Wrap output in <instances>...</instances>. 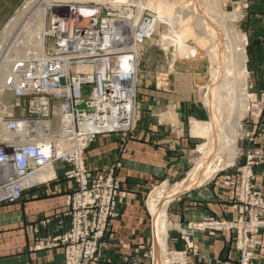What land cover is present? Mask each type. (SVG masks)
Instances as JSON below:
<instances>
[{
  "label": "rangeland",
  "instance_id": "1",
  "mask_svg": "<svg viewBox=\"0 0 264 264\" xmlns=\"http://www.w3.org/2000/svg\"><path fill=\"white\" fill-rule=\"evenodd\" d=\"M176 1L177 0H155L152 2L155 9H152L151 6L153 5L148 1L146 7L141 10L139 5L133 3H123V0H0V39L5 28L8 25L14 24L11 28L12 30L6 37L7 39L2 43V45L6 47L7 50L9 49L7 54L8 58L6 60L7 65H14L13 63L16 61L13 60H15L17 57V61L28 59L32 56L33 58H37V56L34 55L36 54L34 51L37 50V44L33 41V38V40L29 39V34L33 33L34 31L37 32L38 20L36 18L42 11H45L46 13L44 23V31L46 33L51 26L52 20L59 15L66 16L69 13L68 7L70 6L80 11L87 8H99L97 13L99 17L98 22H101L102 20L110 21L109 15H113L117 11L120 13L122 12V17L126 18L128 10H130L131 13L128 14L129 16L127 15L128 20L130 23H133L134 21L135 24H137L133 29L136 30V32H142L143 30L142 34L145 35V37L142 39L145 40L142 42V44L137 46L135 50V53H137L135 81L136 113L134 114L132 127L126 132H106L97 134L91 138L88 141L81 156L82 174L78 173L77 168L69 169L67 166H64L58 162L54 163L52 166H48L52 169L53 174L55 173V177L53 175L54 179L52 181L49 178L44 181L32 182L33 186L39 184L40 186L38 185V187H44L47 183L51 182H57V184H61V182H67L70 183L72 188L68 208L63 212L54 214L48 219L46 218L47 220L43 219L41 221L43 222L41 223L43 226L42 228L45 230L43 233L45 235L42 238L38 236V232H33L36 227H32L31 231L35 236L33 247L42 245V250L53 249L48 248V243H50L49 241L51 240L50 230L53 229L52 225L54 222L58 221V224L55 226V228L59 229L54 232L55 234H63L69 231L72 227H75L74 234L76 238L80 240L78 242L79 248L77 252L81 255V257L85 249L84 244L81 241L82 237L78 236H82L85 232L91 234H99L101 232V236L97 239L96 243L97 251L94 255L95 258L87 262H84L82 259H80L78 262V264H101L102 250L104 249V245L106 243L105 238L109 233L110 222L118 216V194L122 181L118 175V170L121 167L118 157L101 172L92 173L88 169L85 162V154L88 150V147L97 136H117L119 139L118 148L122 149L123 145L128 143L134 134H136L138 125L143 124L146 126L149 123L158 124V126H165V128H167V134L171 139L169 153L171 155L177 153L181 155L183 154L185 160L188 161V167H186L187 170H184V175L182 177L166 180L162 184H155L147 191L144 198V211L146 214L147 223L149 225L150 238L149 242L144 248V251L140 254L139 260L136 261V264H154V256L152 255H154L153 253H155V250L158 251V249H156L157 247L154 248L153 214L150 207L154 206L152 208H154L155 211H158L157 208L159 207V210L163 211L161 218L163 221H165L166 228L168 229L169 210L171 209V206L174 205L177 200L189 194L192 190L200 187L196 186L186 192L178 194L172 200H165L173 191L174 187L180 181L185 179L188 173L202 159L204 147L207 144L208 139L203 138L194 132L198 130V126L200 124H208L213 119V115L211 114L212 111L210 110L211 107L206 96L208 91L205 89H200V87L204 86L207 79L210 78L211 73L214 70V66L211 65L208 57L205 55L206 53L204 52V50L207 51L209 49V44L211 42L206 39V37L205 39L207 41L206 44L208 47L206 49L202 48L203 51L200 55H198L195 59L188 61L179 58L175 47L173 48V46H168L165 48L163 46H159L160 44L157 41L151 39L153 38L152 32L154 31L151 30L152 28L149 29L148 26L155 23V19H157L159 12L165 11V15H162V17L164 16L169 18L170 16L171 18L175 19L176 9H179L180 6H186V8L189 10H191L193 7L191 3L189 4L186 2L187 0H179L178 2ZM117 2L119 6L116 5ZM48 4H50L52 7H48ZM237 8L238 7L236 6L233 8L232 5L229 4L228 0H221L220 14L223 17L226 16L225 20H230L231 17L233 18L230 20V25L234 32H237L236 34H238L240 37L237 47L241 50L243 49L245 56L244 72L239 74L238 78L245 80L246 93L248 96V111L246 112V115H244L239 125V135L236 141L235 158H233L231 162H226L225 158H220V161L216 156H211L210 163L218 169L217 173L220 171H225L229 168H234L238 171V180L235 185L234 193L235 200L238 204L242 205V219L245 224L240 228H235L237 241L236 248L239 251V258L235 264H259L258 261H256V253L261 244L258 235L260 231L264 229V226L262 225L264 222V197L252 189L251 183L254 179V176L252 174L251 167L255 163L254 160L249 155H246L244 160L241 157L243 156V150L245 148H251V146L247 144L249 141L246 139V137L251 139V136H245V132H251L247 131L248 127L258 124L259 120L262 119L261 117H263L262 114L264 113V60L261 61L260 66L259 63L256 64L257 66H254L255 64L250 61L249 53L247 51L248 39L245 32V26L247 23L243 19V15H241L240 10ZM199 16L200 14H194L190 18L191 20L189 23L193 27L194 35H198V38L203 32L194 28L196 24L195 20H197V23L199 22V25H203L202 23L205 21V19L203 21H198ZM159 20L160 19H157V22ZM140 26L143 27L140 28ZM162 26V22L159 21L158 28H160V34L164 35V33H162ZM206 32L205 33L207 35L211 36L209 31ZM130 40L129 43L132 44L134 41L131 40L133 41L131 42ZM2 41L3 39L1 42ZM5 44H7V46ZM43 45V54L46 56L55 49L53 40L47 36L43 37ZM22 51L25 52L22 53ZM3 54L4 51L1 50L0 64L3 60L1 57ZM109 58L111 57L109 56ZM111 59H113V56ZM183 88L186 89L183 90ZM153 93H156L158 96H160H156V104H153L149 97L152 96ZM84 95L87 96L86 94ZM177 98H179L181 101L186 100V104H188V106L179 110L177 103L174 102L179 101ZM158 99H164L163 101H165V103L161 104L160 101L158 102ZM16 103L17 98L11 93L4 92L1 87L0 117L13 116L17 118L25 116L26 112L22 110V107L16 108ZM154 106L161 109L164 106L167 110L164 112L156 111L154 114H152V107ZM50 107L53 110V107H57V103L53 102ZM77 109L82 110L83 107H78ZM60 119L61 114L58 110H56L53 116H50V121H52V126L50 129L52 136H57L56 134L58 133V128H60ZM179 139H186V143H183L184 145L181 148L179 145H177ZM250 144L252 145V142H250ZM69 172H73L71 177L68 176ZM152 203L154 205H152ZM103 217H105V219H103ZM102 220H104L103 223ZM213 228L214 227L211 225L204 227V229ZM196 230H201V226H190L187 228V231L181 233V237L184 242V247L182 250L171 249L169 246L167 247L166 234L165 248L162 253L160 252L162 264H188L187 258L189 252L194 248L192 234ZM57 248L63 249V264H66L67 260L64 246L59 245ZM156 260L155 263L157 262Z\"/></svg>",
  "mask_w": 264,
  "mask_h": 264
},
{
  "label": "crops",
  "instance_id": "2",
  "mask_svg": "<svg viewBox=\"0 0 264 264\" xmlns=\"http://www.w3.org/2000/svg\"><path fill=\"white\" fill-rule=\"evenodd\" d=\"M228 2L233 8L238 7L243 15L247 23L245 32L249 59L254 66L257 63L260 66L264 60V0ZM155 94L149 96L153 104H156V96L160 97ZM177 99L179 101L174 102L179 110L188 106L186 100ZM163 100L158 99V102L163 104ZM166 110L164 106L162 109L154 106L152 114ZM262 116L258 124L248 127L247 131L251 132H245V136H251V139L246 137L251 148H245L241 158L244 160L249 155L254 160L251 167L254 176L252 189L264 197V113ZM183 143L186 139H179L177 145L181 148ZM170 146L167 128L149 123L138 125L136 134L122 149L118 148L119 139L115 135L97 136L88 147L85 162L92 173L106 169L117 157L121 164L118 170L122 181L118 194V216L110 222L101 264H136L139 260L150 238L144 211L147 191L155 184L182 177L188 167L183 154L169 153ZM237 173L234 168L220 171L209 182L171 206L168 229L163 236L164 248L166 234L167 247L182 250L184 242L181 233L190 226H201V230L192 234L194 248L189 252L188 264H235L239 258L235 228L245 224L242 205L235 200ZM53 175L55 177V173ZM38 185L25 190L18 202L0 204V264H63L62 248L34 249L33 232H38L40 238L45 235L41 221L68 208L72 188L67 182H51L44 187ZM57 224L58 221H55L53 229ZM207 225L214 228L204 229ZM33 226L36 228L32 232ZM258 238L261 244L256 261L264 264V229Z\"/></svg>",
  "mask_w": 264,
  "mask_h": 264
},
{
  "label": "built area",
  "instance_id": "3",
  "mask_svg": "<svg viewBox=\"0 0 264 264\" xmlns=\"http://www.w3.org/2000/svg\"><path fill=\"white\" fill-rule=\"evenodd\" d=\"M68 9L66 16L52 20L45 33L55 49L43 58L21 62L16 58L1 84L4 92L17 98L16 108L22 107L26 115L0 117V204L18 202L33 186L28 178L54 163L77 168L82 174L81 156L91 138L106 132H126L132 127L136 113L135 49L145 35L136 32L134 21L130 23L119 11L109 15L110 21L98 22L99 8ZM112 22L124 23L127 33L120 29L115 35ZM124 63L127 66L123 67ZM53 102L57 107L52 110ZM56 110L61 119L55 137L50 131V116ZM74 228L60 235L54 233L59 228L51 231L48 248L64 246L66 264L94 259L101 232L78 236L85 249L81 257Z\"/></svg>",
  "mask_w": 264,
  "mask_h": 264
},
{
  "label": "bare ground",
  "instance_id": "4",
  "mask_svg": "<svg viewBox=\"0 0 264 264\" xmlns=\"http://www.w3.org/2000/svg\"><path fill=\"white\" fill-rule=\"evenodd\" d=\"M148 1L153 5L151 6L152 9H155L154 4L152 3L155 0H123V3L125 2L137 4L139 5L140 9L143 10L148 4ZM178 1L179 0H177L176 2ZM186 2L189 4L191 3V5L193 6L192 9L189 10L186 8V6H180L179 9H176L175 19L171 18L170 16L169 18L164 16L162 17V15H165V11L161 10L163 13L158 11L159 14L157 19H160L159 21H161L163 24L162 33H164V35L160 34V28H158L159 21L157 22V19H155V23L148 26V28H152L151 30L154 31L152 32L153 38L151 39L157 41L160 44L159 46H163L165 48H167L168 46H173V48L175 47L176 51L178 52L177 54L179 55V58L188 61L193 60L198 55H200L203 51L202 48L206 49L208 47V45L206 44V39L211 42L209 44V49L211 50H204V52L206 53L205 55L208 57L211 65L214 66V70L212 71L210 78L207 79L204 86L200 87V89H205L206 91H208L206 96L207 101L209 102L211 107L210 110L213 112H211V114L213 115V119L211 118L212 120L208 124H200L198 126V130L194 132L195 134L197 133L199 136L208 139V142L204 147L202 159L198 162V164L196 163L197 165L188 173L187 177H185V179L180 181L174 187L173 191L165 199L166 201L172 200L178 194H181L196 186H201L208 182L218 172V169L210 163L211 156H216L220 161V158H225L226 162H231L233 158H235L236 141L239 135V125L244 115H246V112L248 111V96L246 93L245 80L238 78V75L244 72L245 56L243 49L241 50L237 47V44L240 41V37L238 34H236L237 32H234L230 25V20L232 17L230 18V20H225L226 16L223 17L220 14L221 0H187ZM116 5L119 6L118 2ZM48 7L52 6L48 4ZM194 14H200L198 21H203L205 19V21L202 23L203 25H199V22L197 23V20H195L196 22L194 21L196 23L194 28L199 29L201 30V32H203L201 35H199V38L198 35H194L193 27L191 26V24H189L191 20L190 18ZM38 15L39 16H37L36 18L38 20V30L37 32L31 31L33 33L29 34V39L33 38L34 40H32L37 44V50L34 51L36 52V54L34 55H36L37 58H43V37L45 36L44 23L46 13L45 11H42ZM13 25H8L5 28L4 33L0 39V51H4V54L1 55L3 60L0 64V88L1 84H3L4 77L13 67V65L6 64L9 49L7 50L6 47L2 45V43L7 39L6 37L9 32L12 30L11 28L13 27ZM112 25L113 26L111 27L116 30V32L114 33L115 35L120 34V29H123L124 33H127L128 31L124 23L112 22ZM143 26H140V28ZM206 31H209L211 36L207 35L206 33L208 32ZM2 39L3 41L1 42ZM5 45L7 46V44ZM23 52L25 51H22V53ZM110 57L112 58V56ZM122 60H125V58H123ZM125 66H127L126 63H124L123 67ZM89 128L90 126H86V129ZM36 173L28 178V182L44 181L53 176V172L50 167H44L41 172L39 171V173ZM152 205L154 204L152 203ZM152 207L150 208L153 214L154 248L157 247L156 249H158V251L155 250V253H153L154 255H152L154 256L153 262L154 264H162L161 253L164 251L163 236L166 231V224L165 221H163V219L161 218L163 211L159 210V207L157 208L158 211H155V209ZM155 260L157 261L156 263Z\"/></svg>",
  "mask_w": 264,
  "mask_h": 264
}]
</instances>
